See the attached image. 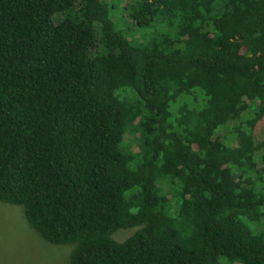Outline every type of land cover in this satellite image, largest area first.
Listing matches in <instances>:
<instances>
[{
    "label": "trees",
    "instance_id": "16d2710c",
    "mask_svg": "<svg viewBox=\"0 0 264 264\" xmlns=\"http://www.w3.org/2000/svg\"><path fill=\"white\" fill-rule=\"evenodd\" d=\"M110 12L0 0V203L65 264H264V0Z\"/></svg>",
    "mask_w": 264,
    "mask_h": 264
},
{
    "label": "rangeland",
    "instance_id": "374dc122",
    "mask_svg": "<svg viewBox=\"0 0 264 264\" xmlns=\"http://www.w3.org/2000/svg\"><path fill=\"white\" fill-rule=\"evenodd\" d=\"M118 30L133 44L146 41L150 29L134 27L126 9L138 0H106ZM131 23V25L129 24ZM145 39V40H144ZM133 134L124 140L130 141ZM264 137V120L258 130V138ZM131 230H120L114 238L125 240ZM73 245H53L41 237L28 223L24 209L0 203V264H65L73 251Z\"/></svg>",
    "mask_w": 264,
    "mask_h": 264
}]
</instances>
